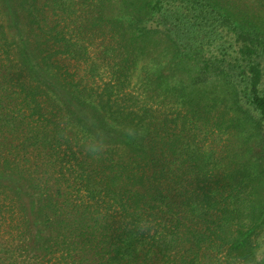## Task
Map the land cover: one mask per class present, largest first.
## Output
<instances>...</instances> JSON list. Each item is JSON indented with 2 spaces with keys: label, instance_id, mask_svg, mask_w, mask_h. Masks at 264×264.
Here are the masks:
<instances>
[{
  "label": "trees",
  "instance_id": "1",
  "mask_svg": "<svg viewBox=\"0 0 264 264\" xmlns=\"http://www.w3.org/2000/svg\"><path fill=\"white\" fill-rule=\"evenodd\" d=\"M77 2L0 0V264L250 256L264 229V0ZM84 116L109 137L100 158L79 146ZM127 125L145 134L129 140ZM137 213L155 234L122 225Z\"/></svg>",
  "mask_w": 264,
  "mask_h": 264
},
{
  "label": "clouds",
  "instance_id": "2",
  "mask_svg": "<svg viewBox=\"0 0 264 264\" xmlns=\"http://www.w3.org/2000/svg\"><path fill=\"white\" fill-rule=\"evenodd\" d=\"M84 125L81 126L79 135V146L85 154L92 158L102 157L110 148V140L105 131L99 128L89 116H84ZM72 118L70 116L63 117L62 131L58 138L70 139L72 133ZM123 134L132 141L142 138L145 130L136 125L124 126ZM122 225L132 228L138 233H148L152 236L157 231V222L150 217L137 213L135 219H129L122 216ZM203 264H264V236L256 237L252 246L251 255L247 258L233 255L225 259L222 253L216 254V259L209 257Z\"/></svg>",
  "mask_w": 264,
  "mask_h": 264
},
{
  "label": "rangeland",
  "instance_id": "3",
  "mask_svg": "<svg viewBox=\"0 0 264 264\" xmlns=\"http://www.w3.org/2000/svg\"><path fill=\"white\" fill-rule=\"evenodd\" d=\"M246 1V0H245ZM75 2H76V4H75V6H74V9H75V11L76 12H78V10H79V7H80V4L77 2V0H75ZM103 31H105V29H103L102 28V32ZM78 40H80V38H78ZM259 236H264V229L263 230H260V231H258V232H256V234L254 235V237H253V240H255V238L256 237H259ZM13 254V253H12ZM14 254H16V255H14ZM14 256L18 259V261H22V258L19 256V254L17 253V252H14ZM232 255H227V254H223V257L225 258V259H227L228 257H231ZM207 259H204L203 261H202V263L201 264H203V262L204 261H206Z\"/></svg>",
  "mask_w": 264,
  "mask_h": 264
}]
</instances>
